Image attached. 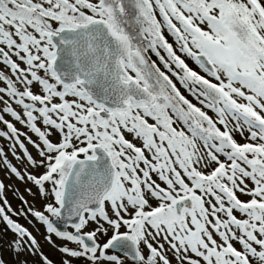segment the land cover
Returning <instances> with one entry per match:
<instances>
[{
    "label": "snow or ice",
    "instance_id": "snow-or-ice-1",
    "mask_svg": "<svg viewBox=\"0 0 264 264\" xmlns=\"http://www.w3.org/2000/svg\"><path fill=\"white\" fill-rule=\"evenodd\" d=\"M0 264H264V0H0Z\"/></svg>",
    "mask_w": 264,
    "mask_h": 264
},
{
    "label": "rangeland",
    "instance_id": "rangeland-1",
    "mask_svg": "<svg viewBox=\"0 0 264 264\" xmlns=\"http://www.w3.org/2000/svg\"><path fill=\"white\" fill-rule=\"evenodd\" d=\"M0 175H3V173H2V172H0Z\"/></svg>",
    "mask_w": 264,
    "mask_h": 264
}]
</instances>
